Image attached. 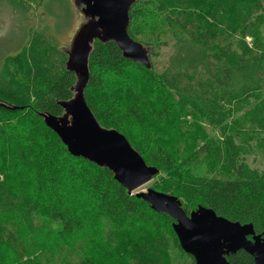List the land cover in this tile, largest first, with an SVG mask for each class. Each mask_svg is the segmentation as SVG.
I'll return each instance as SVG.
<instances>
[{"label":"trees","instance_id":"trees-1","mask_svg":"<svg viewBox=\"0 0 264 264\" xmlns=\"http://www.w3.org/2000/svg\"><path fill=\"white\" fill-rule=\"evenodd\" d=\"M9 1L28 10L42 0ZM128 15L127 33L150 49V68L124 59L113 43L95 41L87 107L159 170L163 183L155 191L175 196L186 214L205 207L260 235L264 0H137ZM52 39L44 29L27 32L15 59L20 77L12 56L0 64V103L7 106H0V264H49L34 255L41 247L35 237L55 226L66 264H95V254H110L107 264H195L169 216L130 195L108 170L71 156L39 117L60 116L58 102L71 99L75 83ZM257 161L263 169L250 167ZM65 183L91 193L99 209L92 222L70 210ZM95 221L97 243L87 234ZM24 222L25 234L12 228ZM225 259L254 264L243 250Z\"/></svg>","mask_w":264,"mask_h":264},{"label":"water","instance_id":"water-1","mask_svg":"<svg viewBox=\"0 0 264 264\" xmlns=\"http://www.w3.org/2000/svg\"><path fill=\"white\" fill-rule=\"evenodd\" d=\"M83 17L68 47L63 48L66 70L73 73L72 97L58 102L60 116L44 113L39 117L76 158L112 174L113 180L130 194L143 200L156 213L169 216L181 250L195 264H228L225 256L245 251L254 264H264V231L255 235L252 225H241L217 216L205 207L186 214L172 195L148 189L134 193L148 183L159 170L148 166L127 139L114 129L99 125L84 99L89 79V56L95 41L113 43L124 59L150 68L148 47L128 35L129 11L137 0H71ZM0 106L7 107L0 103ZM9 109H16L12 107Z\"/></svg>","mask_w":264,"mask_h":264},{"label":"rangeland","instance_id":"rangeland-1","mask_svg":"<svg viewBox=\"0 0 264 264\" xmlns=\"http://www.w3.org/2000/svg\"><path fill=\"white\" fill-rule=\"evenodd\" d=\"M65 3L67 5H65ZM82 21L83 17L73 7L71 0H42L41 4L37 7L28 6V10L13 7L12 1L0 0V64H2L4 58L12 56V73L15 77H20L21 71L15 59L22 45L25 44L28 31H42V29H44L47 35L54 39L51 41L55 45L58 43L60 47L65 48L68 47L75 29ZM161 38H163V36ZM161 55L162 53L159 54L157 58ZM161 60H163V58H161ZM34 141H37V139L35 138ZM250 167L263 169V165L259 164L258 161L255 164L250 163ZM156 176L148 183L139 187L134 193L146 192L148 189L155 190L154 185H161L163 183L162 176ZM25 186H28L27 182ZM65 186V202L71 203V207L68 206L70 210H77V213L82 217V222H92L93 216H95L99 209L98 206L95 205L96 201H93L94 198L91 193L85 186H82V184L79 186H69L65 183ZM80 187H84V191ZM164 194L171 195L170 193ZM26 223L27 222H24V224L18 223L12 225V228L15 230L19 228L20 232L25 234L26 230H29L26 228ZM96 223L95 221V226L92 227L91 231H87L90 239L95 243L98 242V235L100 234L96 231ZM28 225L31 226L27 224V227H29ZM55 228L58 231L59 227L55 226ZM55 228L46 227L41 230L43 234H37L35 241L38 240L41 247L36 248L34 255L39 256V258L45 261H47L46 257H48L49 260L47 262L49 264H66V258L60 253L63 252V249L59 245L60 237L56 233ZM69 245L70 241L66 242L64 249L65 246ZM97 246H99V244L93 246V248ZM118 250L124 255L125 250L122 247L118 248ZM109 255L110 254L103 256L107 258H103L102 260H100V257L96 254L92 258L95 264H107L111 261ZM7 263L9 262L4 259L3 264Z\"/></svg>","mask_w":264,"mask_h":264}]
</instances>
